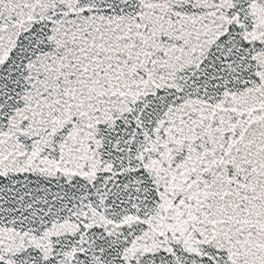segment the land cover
Here are the masks:
<instances>
[{
    "label": "snow or ice",
    "instance_id": "snow-or-ice-1",
    "mask_svg": "<svg viewBox=\"0 0 264 264\" xmlns=\"http://www.w3.org/2000/svg\"><path fill=\"white\" fill-rule=\"evenodd\" d=\"M0 264H264V0H0Z\"/></svg>",
    "mask_w": 264,
    "mask_h": 264
}]
</instances>
